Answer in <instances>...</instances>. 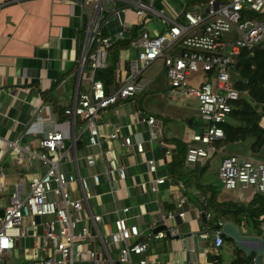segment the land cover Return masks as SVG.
Here are the masks:
<instances>
[{"label": "crops", "instance_id": "crops-1", "mask_svg": "<svg viewBox=\"0 0 264 264\" xmlns=\"http://www.w3.org/2000/svg\"><path fill=\"white\" fill-rule=\"evenodd\" d=\"M83 1L0 0V168L5 174L1 178L0 198L3 205L8 203L16 182L29 184L32 178L46 172L48 165L32 152L41 150V140L46 132L61 127L67 133L65 141L68 146L73 144L74 134L78 138L76 153L80 174L98 173L100 177V183L94 186L96 196L88 202L83 200V224H91V213H100L104 216L106 228L111 229L118 211L129 206L131 221L141 229V239L160 231L167 235L153 240L144 254L150 264H214L211 255H219L224 263H230L237 255V246L225 239L221 247H216L214 226L209 218L207 223L204 222L200 204L191 200V197L203 199L204 192L185 182L186 190L180 191L173 181L179 179L169 171V164L180 156V143H188L192 137L186 136L183 124H179L185 117L182 109L162 102L160 94L168 97L170 87L162 60V67L156 72L151 68L160 60L141 68L138 78L146 81L142 92L131 100L100 111L97 116L99 144L89 146L85 121L78 119L73 127L71 118L64 112L73 105L77 95L90 90L93 79L102 75L99 70H103L110 80L109 91H116L130 75L132 60L139 55L136 42L141 31L148 29L152 34H158L167 28L154 12L140 16L136 4L139 0H86V5ZM141 1L152 3L155 11L164 9L179 22L185 19V10L197 6L195 3L189 7V0ZM98 2L111 11L101 33L109 36L112 43L118 39H130L131 44L120 50L116 61L108 56L105 67L94 70L89 63L82 67L81 59L88 29L96 19L95 5ZM155 98L160 100L155 102ZM148 115L156 117L155 136L142 120ZM37 116L41 121L31 127ZM115 127L121 129L118 137L113 136ZM129 134L145 141L144 153L126 145L124 138ZM17 138L22 148L21 160L18 152L9 148V142ZM88 153L94 158L90 165L84 160ZM71 155L74 156V151ZM150 158L157 161L156 172L150 171ZM65 167L75 170L77 163L69 162ZM119 167L125 168V179L120 178ZM162 177L166 178L165 182L158 186L156 193H152L151 181ZM203 179L212 182L206 174ZM217 185L221 186L220 180ZM73 190L75 198H83L78 181L73 183ZM249 192L225 189L218 198L248 202L253 197ZM180 195L187 198L183 206L185 219H165L168 211L180 210L177 205ZM159 226L164 228L156 230ZM238 226L244 234L259 235L250 227ZM95 246L102 248L100 243ZM17 250L10 259L12 264L20 263L22 260H16L25 255L26 250L21 246ZM140 258L133 256L132 261L125 264H139Z\"/></svg>", "mask_w": 264, "mask_h": 264}, {"label": "built area", "instance_id": "built-area-1", "mask_svg": "<svg viewBox=\"0 0 264 264\" xmlns=\"http://www.w3.org/2000/svg\"><path fill=\"white\" fill-rule=\"evenodd\" d=\"M82 3L87 4L86 0ZM136 4L137 13L142 17L150 12L159 15L167 26L166 30L158 34H152L148 29L141 31L136 42L140 48L139 55L132 60L130 75L116 91H107L105 83L94 78L90 90L77 95L73 105L65 110L73 127L79 118L84 120L89 130V146L99 144L97 116L100 111L131 100L142 92L146 81L138 78L141 68L162 60L170 83L169 95L177 97L179 103L183 99L193 101L205 124L203 131L193 134L187 143L185 165L195 167L203 158L223 154L218 176L225 189L264 193V160L245 153H226L224 145H217L225 137L222 124L230 120L237 101L248 93L237 86L240 79L238 59L243 50L264 45V20L250 16L252 11L264 13V0H208L205 8L196 6L184 11L186 24L167 15L164 9L155 11L153 4L147 1L139 0ZM103 10L98 2L95 5L96 19L88 29L82 67L89 63L97 70L107 63L112 41L101 33ZM142 120L155 136L156 117L143 116ZM38 121H41L40 116L31 127ZM120 130V127H115L113 136L118 137ZM66 137L67 133L61 127L46 132L41 140V150L32 152L48 165L46 172L32 178L29 184L22 181L14 184L4 206V215L0 217V264H12L10 259L20 246L26 251L18 264H125L131 262L133 256L141 257L139 264H150L144 254L153 240L167 235L160 231L141 239V229L131 221L129 206L118 211L111 229L106 228L104 216L100 213H91V224H83V200L88 202L96 196L94 186L100 183V177L98 173L90 176L80 174L76 153L78 138L74 134L73 144L68 146ZM124 140L138 153L146 151L145 141L134 139L132 134L126 135ZM9 148L16 150L21 160L20 139L10 141ZM84 160L90 165L93 155L86 154ZM73 161L77 163L76 171L66 169L65 165ZM148 164L150 171L156 172V159L150 158ZM118 173L121 179L127 176L124 167H119ZM4 175L0 168V190ZM165 180L164 177L153 179L151 192L156 193ZM76 181L80 183L83 198L73 195V183ZM173 181L180 191L186 190L183 181ZM186 202L187 198L180 195L177 204L180 210L168 211L165 219H185L183 206ZM206 214L211 218V213ZM36 216L41 217L40 222L36 221ZM225 222L226 219L221 218L218 227L213 229L216 247L225 242ZM29 237L33 238V244L24 247L23 242ZM96 243H100L102 248L95 246Z\"/></svg>", "mask_w": 264, "mask_h": 264}, {"label": "trees", "instance_id": "trees-1", "mask_svg": "<svg viewBox=\"0 0 264 264\" xmlns=\"http://www.w3.org/2000/svg\"><path fill=\"white\" fill-rule=\"evenodd\" d=\"M201 1L206 0H189V7ZM110 16L111 11L104 9L101 24ZM250 16L264 20V13L252 11ZM130 44V39L114 41L109 48V59L116 61L120 50ZM250 55H252V64L243 63V59ZM237 69L240 75L237 86L248 93L242 95L237 101L230 120L222 124L225 137L219 140L217 145L230 148L239 146V144H248L252 153H260L264 149V45H258L251 50H243L237 62ZM99 71L102 75L100 74L98 78L104 80L106 89L109 91L110 80L105 77L103 70ZM180 145V156L169 164V171L174 178L185 182L189 187L199 188L204 192L203 199L191 197V200L195 204L202 205L207 213L212 214L209 218L210 222L214 225L224 218L237 225L250 227L257 234L263 235L264 193L254 192L252 199L248 202L219 200L222 187L213 182H204L205 179H203V175L208 174L214 155L201 159L195 167H187L184 162L187 143H180ZM225 239L229 243H234L232 238L225 236ZM236 251L237 255L230 263H224L219 255H211L210 259L214 264H255L254 256L246 257L238 247Z\"/></svg>", "mask_w": 264, "mask_h": 264}, {"label": "rangeland", "instance_id": "rangeland-1", "mask_svg": "<svg viewBox=\"0 0 264 264\" xmlns=\"http://www.w3.org/2000/svg\"><path fill=\"white\" fill-rule=\"evenodd\" d=\"M207 4H208V0L196 3V5L200 6L201 8H205V6ZM182 23L186 24L187 21L184 19ZM161 67H162V62L160 60V61H158L157 64H155L151 68V70L153 72H156ZM160 95H162L161 99H163L162 102H163L164 105H176V106H179L182 109L185 117L182 119V121L180 120L179 124H183V132L185 133L186 136L192 137L193 134L203 131V128H204L205 124H204V121H203L202 117L199 114L198 108L195 106L193 101H191L189 99H183V101L181 103H179L177 97H170L169 95H168V97H166V95L164 93L160 94ZM153 100L154 101L156 100L155 102H158L160 99L155 98ZM190 119H193L192 123L189 122ZM226 150L228 152H226ZM224 151L226 153H231V152L239 153V152H241V153L252 155L254 157H257V158H260V159L264 160V149L260 153H252L251 150H249L248 144L247 145L246 144L245 145H242V144L240 145L239 144V146H233V147H230V148L225 146V150ZM222 156H223V154H218L217 156L212 157L211 166H210V168L208 170V174H206V177L208 179L211 178V181L214 182V183H217V184L219 183V180H220V179L218 180V177H219L218 176V170H219V165H220V161H221ZM221 187H222L223 190H225V188L222 185H221ZM240 190L241 189H237V190H235V192H238ZM248 192H249V190H248ZM249 193H251L253 195L254 191L250 190ZM1 206L4 207L2 199H0V207ZM32 244H33V238L32 237L27 238L23 242V246L24 247H31ZM19 253H20V250H19ZM23 257L17 259L16 261H21ZM13 263H14V261H13Z\"/></svg>", "mask_w": 264, "mask_h": 264}, {"label": "water", "instance_id": "water-1", "mask_svg": "<svg viewBox=\"0 0 264 264\" xmlns=\"http://www.w3.org/2000/svg\"><path fill=\"white\" fill-rule=\"evenodd\" d=\"M243 63L252 64V55L243 59ZM192 120H190V123ZM200 209L202 211V219L204 222H208L206 211L203 206L200 205ZM4 215V207H0V217ZM41 217L36 216V221L40 222ZM214 228L218 227V224H212ZM164 228V226H159L156 230H160ZM224 234L226 237L232 238L235 245L245 253L246 257L254 256L255 264H264V236L255 235V234H244L242 233L240 227L230 220H226L225 225L223 227ZM39 232H42V227H40ZM32 233V230H30Z\"/></svg>", "mask_w": 264, "mask_h": 264}]
</instances>
